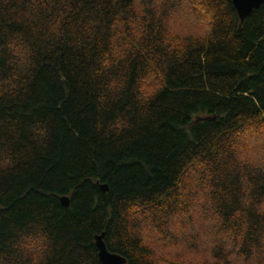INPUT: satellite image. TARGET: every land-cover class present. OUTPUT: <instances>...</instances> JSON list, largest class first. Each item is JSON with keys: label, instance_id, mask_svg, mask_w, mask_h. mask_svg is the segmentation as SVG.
I'll return each instance as SVG.
<instances>
[{"label": "trees", "instance_id": "1", "mask_svg": "<svg viewBox=\"0 0 264 264\" xmlns=\"http://www.w3.org/2000/svg\"><path fill=\"white\" fill-rule=\"evenodd\" d=\"M254 137L264 6L242 23L233 0H0V264H101L103 234L127 264H162L145 233L193 225L200 195L236 255L264 264Z\"/></svg>", "mask_w": 264, "mask_h": 264}, {"label": "rangeland", "instance_id": "2", "mask_svg": "<svg viewBox=\"0 0 264 264\" xmlns=\"http://www.w3.org/2000/svg\"><path fill=\"white\" fill-rule=\"evenodd\" d=\"M188 20L186 19L187 22H191L190 19ZM179 24L178 26H173V31L188 32L186 31V25L181 24V26ZM192 24L190 25L192 26ZM195 25L196 27H190L192 28L191 33L199 34L205 30L203 23L196 22ZM262 142H257L254 137V141L248 143L249 146L244 150V157L252 164H261L264 161V145ZM192 188L194 192L200 193L203 185L201 181L197 180ZM193 204L194 206L190 211L196 218L193 225H188L187 228L181 227L180 220L182 219L180 218L182 217H178L170 220L171 227L169 230L172 233L169 234V237H165L153 229L145 233V241L162 264H164V261H180L188 264H217L219 260L215 258L213 252V249L217 246L224 247L231 264H255V259L246 262L243 258L238 257L233 248L232 240L220 236L218 234L219 229L216 227L213 218L206 216V213L204 216L201 209L203 204H205L204 196L200 195L193 201ZM206 208H208V204H206ZM208 212V214H211L209 208Z\"/></svg>", "mask_w": 264, "mask_h": 264}, {"label": "water", "instance_id": "3", "mask_svg": "<svg viewBox=\"0 0 264 264\" xmlns=\"http://www.w3.org/2000/svg\"><path fill=\"white\" fill-rule=\"evenodd\" d=\"M234 6L239 14L242 23L255 11L264 6V0H233ZM104 192L109 191L107 185L102 186ZM61 202L64 207L70 206V198L63 197ZM105 235L96 237V246L99 251V260L101 264H127V260L117 254L111 253L104 241Z\"/></svg>", "mask_w": 264, "mask_h": 264}]
</instances>
